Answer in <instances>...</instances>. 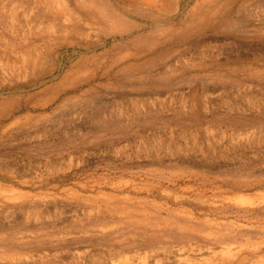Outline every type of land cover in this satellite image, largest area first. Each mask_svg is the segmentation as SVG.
Here are the masks:
<instances>
[{
    "label": "rangeland",
    "instance_id": "374dc122",
    "mask_svg": "<svg viewBox=\"0 0 264 264\" xmlns=\"http://www.w3.org/2000/svg\"><path fill=\"white\" fill-rule=\"evenodd\" d=\"M0 264H264V0H0Z\"/></svg>",
    "mask_w": 264,
    "mask_h": 264
},
{
    "label": "bare ground",
    "instance_id": "6f19581e",
    "mask_svg": "<svg viewBox=\"0 0 264 264\" xmlns=\"http://www.w3.org/2000/svg\"><path fill=\"white\" fill-rule=\"evenodd\" d=\"M63 1V0H62ZM37 3V2H36ZM45 3V2H44ZM15 4V3H14ZM95 4V3H94ZM16 6V5H15ZM61 6V5H60ZM54 7V6H53ZM70 8V7H69ZM93 8H95V7H93ZM16 9V8H15ZM32 9V8H31ZM19 10V9H18ZM56 11V10H55ZM26 12V11H25ZM46 12V11H45ZM70 12V11H69ZM58 13V12H57ZM59 14V13H58ZM61 14V13H60ZM49 16V15H48ZM52 16V15H51ZM44 19V18H43ZM42 19V20H43ZM46 19V18H45ZM90 20V19H89ZM41 21V20H40ZM50 21V20H49ZM63 22V21H62ZM42 24V23H41ZM84 24H86V23H84ZM192 30V29H191ZM29 51V50H28ZM30 53V52H29ZM23 58V57H22ZM39 66V65H38ZM241 201H244V199H241ZM116 205V204H115ZM118 205V204H117ZM131 210V209H130ZM227 248V247H226ZM214 251H216V250H214ZM222 253L221 254H223V252L225 253L226 252V254H231L230 252H227L228 251V249H227V251H226V249H223V250H220ZM211 253V252H210ZM213 255V254H212ZM232 256V255H231ZM207 260V259H206Z\"/></svg>",
    "mask_w": 264,
    "mask_h": 264
}]
</instances>
